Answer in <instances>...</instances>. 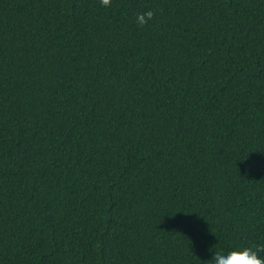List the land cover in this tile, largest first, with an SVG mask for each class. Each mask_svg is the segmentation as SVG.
<instances>
[{"label":"trees","instance_id":"16d2710c","mask_svg":"<svg viewBox=\"0 0 264 264\" xmlns=\"http://www.w3.org/2000/svg\"><path fill=\"white\" fill-rule=\"evenodd\" d=\"M254 244L264 0H0V264H206Z\"/></svg>","mask_w":264,"mask_h":264},{"label":"clouds","instance_id":"9594fccd","mask_svg":"<svg viewBox=\"0 0 264 264\" xmlns=\"http://www.w3.org/2000/svg\"><path fill=\"white\" fill-rule=\"evenodd\" d=\"M102 7H111L112 0H99ZM155 17V12L148 10L136 14V23L140 27L147 26ZM243 162V161H242ZM206 264H264V244H254L250 247L235 248L227 253L216 251L211 261Z\"/></svg>","mask_w":264,"mask_h":264}]
</instances>
